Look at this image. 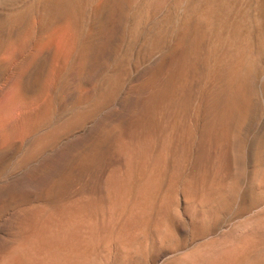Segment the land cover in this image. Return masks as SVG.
<instances>
[{"label":"rangeland","instance_id":"obj_1","mask_svg":"<svg viewBox=\"0 0 264 264\" xmlns=\"http://www.w3.org/2000/svg\"><path fill=\"white\" fill-rule=\"evenodd\" d=\"M48 1L50 0H0V244L9 243L10 239L11 241L14 240L12 231L13 228L10 224L13 222V217L15 218L19 212L21 213L26 210L38 209L40 207L47 208L49 205L55 203L78 202L81 198L85 199V197L87 198L91 195L93 196L101 194L103 182L106 179L105 177H107L115 167L118 168L121 165L116 158L107 160L106 166H103V169H106L107 171L102 169V172L97 174L93 173L92 175H77L75 170L70 171L69 168H67V170H58V173L52 176V180L55 178V181H57L52 182L56 185V188L54 187L53 192L49 191L47 188H45L46 190H41L42 192L39 190L36 191L32 187L29 189V187L23 186L21 182L25 178L24 175L26 173L27 176L29 174L31 175V172L34 170H37V173L34 171L33 174H38L44 171L45 168L43 170V167H47L49 166V162L51 163L52 154L56 150L62 149L65 145L67 148H69L73 145V143L80 141L81 144H83H80L82 150H80L81 148L77 147V149H75L73 152L74 159H72L74 161L81 152V155H83L86 151L85 147L88 146L89 138L96 136L95 134L93 135L92 132L97 134L100 132L99 130H101L99 135L103 133V136L101 135L103 137L101 140V142H103L102 144L116 141L115 137L117 139L121 137L123 140L121 138L120 139L123 142H136V140L139 139L144 133V130L139 126V119H137L139 113V103L143 97H145V95L149 94V92H146L147 94L141 91L139 92L138 85H140V81L144 80L154 71L157 61L169 55L178 38L188 29L192 28V24L195 23V25H197L195 28H199L198 40L200 43V48L197 53L198 57L196 62V71L193 76V84L188 95V106H190H187L184 112L179 113L178 109L171 110V108H167L166 103L162 101L161 104L158 105L159 107L157 106L155 110L152 107L149 112H146V116L148 119L150 117V121H152L156 127L155 134L157 140L152 142L154 145L152 144L151 154L158 150L160 143H158V141L163 140V138H165L166 134L168 133V131H166V124L170 118L173 117L180 126L177 134L178 136L176 137L177 139H175L176 141L174 140L173 143V156L172 153L170 156L168 155V167H166L163 173L164 177L162 176V182H160L158 187L159 189L156 191V195H154L155 197L153 198L155 199L153 204L157 205L162 197L165 196V193L167 194L165 190L168 191L171 184L172 187H170V190L172 194L169 203L170 206L168 205L166 210V212L169 213H165L164 217L168 221L162 218L163 221H165L163 223L161 220L162 230L160 229V231L155 230L153 224L151 223L153 219H151L148 224L146 223L147 225H142L134 241L135 244L136 242L137 244L133 246V242L132 246H130V251L129 249H125L117 240L112 239L114 241L113 242L111 239H107L101 240L99 243L92 244L91 246L89 245L90 247H86L82 254L85 256L87 253L86 256L88 257H84L86 264H186L185 262H188L186 258H188L189 255H195L196 257L199 256V253L201 252V256L203 255L202 257H204L205 255L203 253L205 249H208L210 247V243L212 244L215 239V244L218 245L216 247H220L222 242L221 240L224 238H226V240L229 239L228 242L234 241L235 239V241H237L242 237V235L249 233L256 249L253 247L254 249L250 250L248 254L249 260L242 264H264V184H262L264 183L262 182L264 181V53H262L264 52V14L263 21L261 20L260 25V21L256 20L257 11L255 8V3L253 2L254 0H131L130 3L125 4V7L121 10L117 17L115 16V24L113 26L112 32L109 34L104 29H106L105 26H107L105 20L111 0H70L75 6L73 11H68V13L63 15L54 14L52 17H50V19H46L45 17L50 15V11L46 7ZM42 15L45 16V19H43ZM13 20L20 21V23L18 25H13ZM32 24L37 27L34 34L36 35L35 40L37 41V37H45L47 40H53L54 49L57 50L58 53L62 51L65 58L63 59V62L65 61V63L59 62L56 59V51H51L47 55H43L47 49L45 44L42 45V43L37 41V45L39 46L36 49H33V47L31 48L30 44L25 43L28 39V33L33 26ZM240 51L248 53V58L251 60L249 71L250 75L253 73V76L251 75L253 96L251 100L252 105L250 104V107L248 106L243 111L242 116L240 115V117H238L234 122L231 130L232 133L230 134L231 139L228 146H224V144H221V142L217 143V141L211 144L207 141V143L202 142L200 140V135L203 134L207 122L210 120V110L207 104L211 98V93L215 87V83H217L218 79L222 76V66L227 64L231 57ZM31 55L36 60L37 67L41 68L39 69V74L36 78L37 81H34L33 83H30L29 79L26 80V78H29L30 75L36 71L34 64L29 61ZM78 61L83 62L84 67L81 69L79 75H73L72 67ZM164 69L155 74V76H157L156 78L160 79V81L165 80V76L168 75L166 68ZM143 74L145 75L143 76ZM196 78L199 80H195ZM254 81L255 83H253ZM135 83L137 85H135ZM33 87L34 89H32ZM253 88H255L254 92ZM253 93L257 95H253ZM104 94L111 96H109L108 100L106 101L107 103L102 101ZM135 95H138V100ZM121 99L123 101H121ZM134 100L137 101V105L136 101ZM115 102L117 104H115ZM134 103L136 106H134ZM201 103L203 104L201 105ZM99 105H101L103 108L100 106L101 108L98 109ZM193 105L195 106L194 108ZM113 107H115V109ZM83 109L84 111L81 112ZM87 109L88 111H86ZM111 109H113V113L117 109L113 115L112 111L109 113ZM77 111H79V113L87 112L88 114L84 117V122L82 119H80L74 122L77 124L71 123L74 117L79 114ZM131 111H133V114ZM127 112H129V114ZM194 112H196V114ZM104 113H107L106 116H103L105 115ZM154 113L156 114L154 115ZM175 113L177 116H175ZM252 113H254V115ZM115 114L117 117H115ZM126 114L130 116L128 117ZM109 116H111V118ZM113 116L115 118H112ZM42 118L44 120L43 123ZM69 118L70 121H68ZM117 119L120 122H118ZM101 120L103 123L106 121L107 124H105V122L103 125ZM112 122H116V124H112ZM65 123L68 125L66 129ZM80 123L84 124L81 125ZM95 123H97V126H93ZM238 123H240L239 127L237 126ZM55 124L57 126H55ZM98 124H101L105 127L102 128L100 127L101 125L98 127ZM112 125L114 126L112 127ZM115 125L122 129L118 128L115 130ZM51 126L56 127H53L54 129L58 128V130H60L54 136L56 139H47V141L36 145V135H45L46 133L53 130ZM97 127L99 129H97ZM47 128L50 131H48ZM105 128H107V130L110 128L108 131L109 136L106 135L107 130ZM235 128H237L238 131ZM45 129H47L48 132H46ZM134 129L136 131H134ZM42 130L43 132H41ZM95 130L97 132H95ZM235 130L237 131V134ZM90 131L91 133H89ZM119 132L122 133V136ZM187 132H190V134L192 133V137H190ZM87 133L89 134L87 135ZM126 133L127 135H125ZM129 133H131V135ZM179 133L181 136H179ZM185 134L186 136H183ZM38 136L36 138H38ZM133 136H135V138ZM235 136H237L238 139L240 137L241 138L238 140ZM75 138L77 141H75ZM192 138L195 139L194 142ZM233 138H235V140H233ZM79 139L87 142L82 143V140ZM183 139H185V142L182 141ZM56 140L58 141L56 142ZM71 140L72 143L70 142ZM235 141H238L237 146L241 147L244 144V146L240 148L241 150L244 148V153H242L243 151H240L239 147L234 144L236 143ZM190 142L191 144L193 142L192 146ZM232 142L234 143L232 144ZM68 143L71 144L67 145ZM239 143L242 144L240 145ZM204 145H207L208 147ZM233 147L235 149H233ZM236 147L239 150L238 153L241 152L243 155H245L243 156L245 159H241L243 161L238 160V158H241L242 155L241 153L236 155ZM192 148H194V151ZM76 150L81 152L79 153V151L77 152ZM230 150L232 153H230ZM75 151L78 155L75 153ZM207 151L210 152L208 153ZM223 151L227 153L229 159V163L227 162V165L224 166L225 168L219 165L221 153ZM203 152L205 156L203 155ZM32 155H34V157ZM74 155L77 156L75 157ZM195 156L197 158H195ZM236 162L238 164L242 163L239 164L241 166L243 165L240 167L242 170L238 167ZM178 163L179 165H177ZM185 163L189 164L186 166ZM199 163H201V166ZM212 164L214 165L212 166ZM235 165H237V168ZM177 167L178 170L176 169ZM201 167L202 169H200ZM238 168L240 170L235 173ZM170 169L172 171L174 170L173 172H175V174L172 173ZM221 169L224 170L220 171ZM219 171L221 173H219ZM170 173L173 176H171ZM238 173L240 175H238ZM217 174H222V177L221 175L218 176ZM194 175L195 177H193ZM82 176H84V179ZM196 176H199L200 179ZM257 176L259 178H257ZM261 176H263V178ZM170 177H172L171 179L173 180H171ZM174 179H176V182ZM173 182L175 184H173ZM194 182H198L199 184ZM57 183L59 188L57 187ZM141 183L142 174L139 173L133 178L130 184V193L132 194H130V197L134 196ZM227 183H229V185L232 184L231 187L234 185V192L232 191V188L231 191H227ZM79 184L80 186H78ZM191 184L194 186L192 185L191 188L187 187L191 186ZM259 184L261 185L259 186ZM195 186L196 189L198 186V192L195 190ZM70 189L72 190L70 191ZM177 189L180 190L177 192ZM189 189H191V191H189ZM174 190L176 193L173 192ZM217 190L221 193L218 194ZM236 190L238 195L235 192ZM45 191L47 192L45 193ZM184 192H186L185 198H183L185 196ZM231 192L234 193L235 198L233 197V193L230 195ZM40 193L42 194L40 195ZM44 194L46 196H44ZM16 195H19V197ZM209 195H212V198ZM235 195L238 197L236 198ZM66 196L68 197L66 198ZM217 196L220 197L217 198ZM21 197L23 199H21ZM9 198H13L11 199V201H13L9 202ZM199 201L201 203H199ZM171 203L173 204L171 205ZM195 204L198 205L196 207L198 210L194 207L196 206ZM175 205H177V207ZM21 208L22 210H20ZM177 211L179 212V215L175 216L178 214ZM208 216L210 218L209 221ZM165 222L167 223L166 226ZM246 226L248 228H246ZM259 227L261 228L259 229ZM245 229L246 231H244ZM255 229H257V232L253 233V230L256 231ZM165 231H167L169 234L172 232L173 235L172 233L169 235ZM238 233H241L242 235L240 234V236ZM254 234L256 236H254ZM261 234L263 235L261 236ZM236 235H238V238ZM107 241L109 242L107 243ZM217 241L220 242V244ZM223 241H225V239ZM260 241H263V244H260ZM228 242L225 241L227 244ZM225 243H222L221 248L214 249H222V246ZM98 244L101 245L98 246ZM208 244L209 247H207ZM215 244L212 245L215 246ZM133 247H135L133 249L134 251H132ZM203 248H205L204 251H200V249L203 250ZM211 249H209L210 254L215 251ZM195 252H198V254L196 255ZM206 252L205 254L208 257V252ZM261 254L263 256H261ZM206 256L204 258H206ZM190 257L193 258V256ZM195 257L193 259L189 258L190 260H194L190 263L196 264V262H199L195 261ZM202 257H200V259H202ZM88 258H90V263H87ZM255 259H257L256 262Z\"/></svg>","mask_w":264,"mask_h":264},{"label":"bare ground","instance_id":"obj_2","mask_svg":"<svg viewBox=\"0 0 264 264\" xmlns=\"http://www.w3.org/2000/svg\"><path fill=\"white\" fill-rule=\"evenodd\" d=\"M154 1V0H153ZM131 0H111L110 1V5L108 8V14L106 15V24L107 26L106 30L107 33L109 34L110 32H112L113 30V26L115 24V16L117 17V15L121 12V10L125 7V4L130 3ZM154 3V2H153ZM47 8L50 11V15L48 17H45L42 15L43 19H50V17H52L54 14H66L68 13V11H73L75 9V6L71 3L70 0H55V1H48V3L46 4ZM44 13V12H43ZM45 17V18H44ZM20 23V21H12L13 25H18ZM33 26L31 27L29 33H28V39L25 43L30 44L31 48L33 47V49H36L39 45H37V41L45 44L47 46V49L45 50V53L43 55H47L48 53H50L51 51L55 52L56 51V59L59 62H63L64 55L62 53V51H60L58 53L57 50L54 49V44H53V40L45 38V37H37V41L35 40L36 35V26L34 24H32ZM195 23L192 24V28L188 29L185 33H183L177 40V42L175 43L174 47L172 48L171 52L169 53V55L167 56H163L164 58L160 59L159 61H157L156 66L154 68V71L147 76L144 80L140 81V85H138L139 88V92H149V94L145 95V97H143V99L140 101L139 103V113H138V117L137 119H139L138 123L139 126L144 130L143 135L136 140V142H129V141H121V139H116V141L111 142V143H107V144H102L103 142H101L102 140V136L99 135L101 130H99V133H93L92 134L96 135L93 138L92 137H88L89 138V143L88 146L85 147L86 151L83 155H81V151L76 150L77 152L79 151V156L73 161V152L75 149H77V147L81 148L80 144L81 142L78 141L76 143H73V145L69 148H67V146L65 145L62 149L56 150L51 157V163L49 162V166H45L43 167V170L45 168V172L42 171L38 174H33V172L37 171L34 170L32 171L31 175H24L25 178L22 180L21 184L25 187H32L34 188L36 191L39 190H44L45 188H47L49 191L53 192L54 191V187L56 188L55 183L52 182H57L54 180H52V176H54L56 173H58V170L60 171V169H65L67 170V168H69V170H75L76 174H84V175H92L93 173H99L102 172V169L104 168L103 166H106V162L107 160H110L111 158H116L118 159V161L120 162V167L118 168H114L113 171L107 176L105 177L106 179L103 182V187H102V192L101 194L98 195H91L88 196L87 198L85 197V199H79L80 201L78 202H62V203H55L52 205H49L47 208H38V209H33V210H26L23 212H19V214H17V216L14 218L13 217V222H11V227L13 228V236H14V240L11 241L9 243H1L0 244V264H86L85 263V258L84 257H88L83 256V250L88 247L89 245L91 246L92 244L95 243H99V241L101 240H107V239H115L117 240L125 249H129L130 251V246H132V243L135 241L136 237H137V233L139 231V229H141L140 227L144 224H148L150 222L151 219H153V221H151V223L153 224L155 230L160 231L161 229V222L163 221V219H165L166 221H168L165 217V213H169L166 212L167 207L170 203V198H171V190L170 187L168 189V191L165 190V192H167V194L165 193V196L162 197V199L158 202L157 205H154L153 202L155 199H153L156 195V191H158V187L160 182H162V176L163 173L166 169V167H168V155L170 156V154L173 151V143L174 140L177 139L176 137L178 136V131H179V123L176 122L174 120V118H170V120L167 122V130L168 133L166 134L165 138H163V140H159V147L158 150L155 151L153 154H151V148H152V142L157 140L155 131H156V127L154 126V124L152 123V121H150V117L148 119V117L146 116V112H149V110L153 107L154 110L155 108L161 104V102L163 101L164 103H166L167 108H171L172 109H178L179 113H182L185 111V109L188 106V95L190 92V88L192 87L193 84V76L195 74L196 71V62H197V53L199 51L200 48V43L198 40V35H199V28H195ZM20 27V26H19ZM248 39V38H247ZM120 40V39H119ZM249 43V42H248ZM41 45V46H42ZM231 45V44H230ZM237 46V45H236ZM245 48V47H244ZM255 48V47H254ZM239 49V47H238ZM264 49V48H263ZM37 51V50H36ZM35 51V52H36ZM250 51V50H248ZM263 51V50H262ZM264 53V52H262ZM34 54V53H33ZM227 54V53H226ZM42 55V56H43ZM261 55V54H260ZM248 53L246 52H237L236 55H233L230 59V61L227 64H224L222 67V76L218 79V82L215 83V87L213 88L212 91V95L210 100L208 101V108L210 110V120L207 122L206 128L203 132V134L200 135V140L202 142H210L211 143H215L217 141L221 142V144H224V146H228L230 143V134L232 133V126L234 125V122L237 120L238 117H240V115L242 116L243 111L249 106L252 100V77L253 73L250 75V58H248ZM264 57V56H263ZM48 58V57H47ZM259 58V56H258ZM47 60V59H46ZM116 60V58H115ZM261 60V59H260ZM29 61L34 64V67L36 68V71H34L33 74L30 75L29 78V82L33 83L34 81H37L36 78L38 77L39 74V67H37L36 65V60L33 58V56L31 55V58L29 59ZM120 62V61H119ZM224 62V61H223ZM30 63V64H31ZM65 63V61L63 62ZM61 63V64H63ZM226 63V62H224ZM121 64V63H118ZM249 64V65H248ZM255 64V63H254ZM260 64V63H259ZM83 62L78 61L73 67H72V73L73 75H79L81 69L84 67L83 66ZM154 65V64H153ZM261 66V64H260ZM43 67V66H42ZM154 67V66H153ZM71 68V67H70ZM69 68V69H70ZM166 68L168 75L165 76V80L160 81V79L156 78L157 76H155L156 73H158L160 70ZM30 70V69H29ZM45 70V69H44ZM165 70V69H164ZM219 71V70H218ZM67 72V71H66ZM145 72V71H144ZM148 72V71H147ZM166 72V71H165ZM164 72V73H165ZM31 73V72H30ZM29 73V74H30ZM44 74V73H43ZM69 74V73H68ZM145 74H143L144 76ZM160 75V74H159ZM221 75V74H220ZM164 76V75H163ZM162 76V77H163ZM17 77V76H16ZM42 77V76H41ZM72 77V76H71ZM70 77V79H71ZM76 77V76H75ZM24 79V77H23ZM79 79V76H78ZM137 79V78H136ZM42 80V79H40ZM107 80V79H106ZM138 80V79H137ZM195 80H199V79H195ZM194 80V82H195ZM77 81V80H76ZM75 81V82H76ZM135 81V80H134ZM78 82V81H77ZM76 82V83H77ZM106 82V81H105ZM199 82V81H197ZM196 82V83H197ZM27 83V82H26ZM114 83V82H112ZM138 83V82H136ZM135 83V85H137ZM255 83V81L253 82ZM79 84V83H78ZM133 84V83H132ZM131 85V84H130ZM129 85V87H130ZM35 86V85H34ZM113 86V84H112ZM254 86V85H253ZM37 87V86H36ZM109 87V86H108ZM132 87V85H131ZM130 87V88H131ZM129 88V89H130ZM133 88V87H132ZM137 88V89H138ZM256 88V87H255ZM253 88V92L255 91ZM34 89V87L32 88ZM44 89V88H43ZM77 89V88H76ZM107 89V88H105ZM128 89V91H129ZM134 89V88H133ZM50 90V89H49ZM193 90V89H192ZM258 90V88H257ZM77 91V90H75ZM127 91V92H128ZM195 91V90H194ZM106 92V91H105ZM109 92V90H108ZM107 92V93H108ZM199 92V90H198ZM257 92V91H256ZM134 93V92H133ZM137 93V92H136ZM193 93V91H192ZM197 93V92H196ZM210 93V92H209ZM49 94V93H48ZM129 94V93H128ZM199 94V93H198ZM113 95V94H112ZM132 95V94H131ZM253 95H257L254 94ZM110 95H103L102 97V101L106 102L108 100ZM136 96V95H135ZM138 96V95H137ZM136 96V98H137ZM207 96V95H206ZM205 96V97H206ZM111 97V96H110ZM133 97V95H132ZM131 97V98H132ZM142 97V95H141ZM140 97V98H141ZM209 97V96H208ZM255 97V96H254ZM257 97V96H256ZM135 98V97H134ZM194 98V97H193ZM199 98V97H198ZM196 99V98H195ZM193 99V100H195ZM256 99V98H253ZM46 100V97H45ZM44 100V102H45ZM138 100V98H137ZM206 100V99H205ZM121 101H123L121 99ZM120 101V103H121ZM136 101V100H134ZM125 102L127 103V101L125 100ZM124 102V103H125ZM203 102V101H202ZM102 103V102H101ZM107 103V102H106ZM119 103V102H118ZM43 104V103H42ZM52 104V103H51ZM103 104V103H102ZM114 104V103H113ZM115 104H117L115 102ZM203 103H201L202 105ZM41 105V103H40ZM38 105V106H40ZM124 105V104H121ZM130 105V104H129ZM132 105V104H131ZM136 105H137V101H136ZM134 103V106H136ZM42 106V105H41ZM101 105H99L98 109L101 108ZM105 106V105H104ZM114 106V105H113ZM126 106V105H124ZM190 106V105H189ZM188 106V107H189ZM255 106V105H254ZM117 107V106H116ZM122 107V106H121ZM129 107V106H128ZM131 107V106H130ZM159 107V106H158ZM195 106L193 105V108ZM34 108V107H33ZM50 108V107H49ZM52 108V107H51ZM91 108V107H90ZM93 108V107H92ZM103 108V107H102ZM115 109V107H113ZM135 108V107H134ZM253 108V107H252ZM256 108V107H255ZM39 109V108H38ZM94 109V108H93ZM119 109V108H118ZM123 109V108H122ZM130 109V108H129ZM249 109V108H248ZM95 110V109H94ZM113 109H111L109 111V113H111ZM117 110V109H116ZM116 110L114 111V113L116 112ZM153 110V111H154ZM168 110V109H167ZM193 110V109H192ZM44 111V110H43ZM47 111V109H46ZM83 110H81V112H83ZM88 111V109L86 110ZM91 111V109H90ZM97 111V110H96ZM107 111V109H106ZM124 111V110H123ZM129 111V110H127ZM133 111L135 112V110L133 109ZM133 111L132 114H133ZM160 111V110H159ZM189 111V110H187ZM79 113V111H77ZM76 112V113H77ZM108 112V111H107ZM157 112V111H156ZM161 112V111H160ZM170 112V111H169ZM75 113V114H76ZM98 113V111H97ZM101 113V112H100ZM112 111V115L114 114ZM119 113V112H117ZM122 113V110H121ZM129 114V112H127ZM196 114V112H194ZM193 113V114H194ZM248 113V112H247ZM87 112L86 113H79L77 114V116L74 117V119L72 120L71 123H74L80 119L83 120L84 122V117L87 116ZM105 114V113H104ZM107 114V113H106ZM103 115V116H106ZM125 114V113H124ZM128 114H126L128 116ZM137 114V113H135ZM148 114V113H147ZM156 113H154L155 115ZM163 114V113H162ZM174 114V112H173ZM176 114V113H175ZM191 114V113H190ZM194 114V115H195ZM254 115V113H252ZM44 115V114H43ZM53 115V114H52ZM97 115V114H95ZM101 115V114H100ZM109 115V114H108ZM107 115V117H108ZM116 115V114H115ZM121 115V114H120ZM193 115V116H194ZM248 115V114H247ZM51 116V115H50ZM93 116V115H92ZM125 116V115H123ZM130 116V115H129ZM128 116V117H129ZM151 116V115H150ZM177 116V114L175 115ZM244 116V115H243ZM48 117V116H47ZM73 117V116H71ZM70 117V118H71ZM96 117V116H95ZM94 117V118H95ZM111 118V116H109ZM117 117V115L115 116ZM114 116L112 118H115ZM132 117V116H131ZM197 117V116H196ZM247 117V116H246ZM244 117V118H246ZM60 118V116H59ZM63 118V117H62ZM70 118L68 121H70ZM102 118V117H100ZM99 118V119H100ZM104 118V117H103ZM125 118V117H124ZM133 118V117H132ZM155 118V116H154ZM161 118V117H160ZM191 118V117H190ZM53 119V116H52ZM88 119V118H87ZM85 119V120H87ZM130 119V118H129ZM134 119V118H133ZM242 119V118H241ZM43 120V118H42ZM58 120V119H57ZM113 120V119H112ZM120 120V118H119ZM122 120V119H121ZM181 120V119H180ZM240 120V118H239ZM248 120V119H247ZM36 121V120H35ZM60 121V120H59ZM67 121V120H66ZM108 121V119H107ZM118 121V119H117ZM131 121V120H130ZM195 121V120H194ZM252 121V120H251ZM40 122V121H37ZM44 122V120L42 121V123ZM93 122V121H91ZM101 122L103 123V121L101 120ZM99 122V123H101ZM106 122V121H105ZM104 122V123H105ZM110 122V120H109ZM120 122V121H118ZM117 122V123H118ZM122 122V121H121ZM126 122V121H125ZM129 122V121H128ZM180 122V121H179ZM193 122V121H192ZM200 122V121H199ZM202 122V120H201ZM240 122V121H239ZM247 122V121H246ZM46 123V121H45ZM44 123V125H45ZM69 123V124H71ZM79 123V122H78ZM101 123V124H102ZM103 123V125H104ZM116 122H112V124ZM127 123V122H126ZM125 123V124H126ZM135 123V122H134ZM181 123V122H180ZM190 123V122H189ZM77 124V123H74ZM81 125H83L84 123H80ZM89 124V123H88ZM92 124V123H91ZM97 123H95L93 126H97ZM100 124V125H101ZM107 124V122L105 123ZM161 124V123H160ZM183 124V122H182ZM238 123V127H239ZM245 124V123H244ZM51 125V123H50ZM62 125V124H61ZM64 125V124H63ZM66 125V123H65ZM72 125V124H71ZM79 125V124H78ZM98 124V127L100 126ZM101 125L100 127H105ZM186 125V123H185ZM189 125V124H188ZM194 125V124H193ZM191 125V126H193ZM37 126V125H36ZM41 126V125H40ZM55 126H57L55 124ZM59 126V125H58ZM68 125H66L65 129L67 128ZM70 126V125H69ZM92 126V127H93ZM114 125H112L113 127ZM116 126V125H115ZM131 126V125H130ZM39 127V126H38ZM43 127V126H42ZM52 127V126H51ZM54 127V126H53ZM52 127V128H53ZM61 127V126H59ZM81 127V126H80ZM97 127V129H99ZM117 127V126H116ZM115 127V130L120 128V127ZM166 127V126H165ZM185 127V126H184ZM195 127V125H194ZM193 127V128H194ZM237 127V128H238ZM45 128V127H44ZM56 128V127H54ZM53 130H49L50 132L47 131V129H45L46 133L45 135L38 136V134L36 135V137L38 136V138L35 137L36 139V145H39L41 143H43L44 141H47V139H53L54 136L58 133V128ZM101 128V129H102ZM108 128V126H107ZM107 128H105L107 130ZM111 128V126H110ZM110 128L107 130V134L108 135V131L110 130ZM134 128V127H132ZM138 128V127H137ZM182 128V127H181ZM237 128H235L237 130ZM41 129V128H40ZM63 129V128H60ZM74 129V128H73ZM72 129V130H73ZM96 129V130H97ZM122 129V128H120ZM125 129V127H124ZM123 129V130H124ZM130 129V128H129ZM128 129V130H129ZM187 129V128H186ZM95 130V132H97ZM113 130V129H112ZM195 130V128H194ZM198 130V129H197ZM235 130V131H236ZM241 130V129H240ZM63 131V130H62ZM68 131H69V127H68ZM105 131V130H104ZM103 131V132H104ZM114 131V130H113ZM134 131H136L134 129ZM162 131V130H161ZM186 131V130H185ZM184 131V132H185ZM188 131V130H187ZM238 131V130H237ZM236 131V134H237ZM43 132V130L41 131ZM106 132V131H105ZM112 132V131H111ZM130 132V131H129ZM133 132V131H132ZM182 132V131H181ZM60 133V132H59ZM91 133V131L89 132ZM87 133V135L89 134ZM120 135L122 136V133L119 132ZM138 133V132H137ZM141 133V132H140ZM183 133V132H182ZM188 133V132H187ZM196 133V131H195ZM234 133V132H233ZM40 134V133H39ZM44 134V133H43ZM63 134V133H62ZM65 134V132H64ZM116 134V133H115ZM131 135V133H129ZM180 134V133H179ZM190 135V137H192V133L190 134V132L188 133ZM235 134V133H234ZM233 134V135H234ZM118 135V136H120ZM127 135V133L125 134ZM133 135V134H132ZM139 135V134H138ZM188 135V136H189ZM195 135V134H194ZM59 136V135H58ZM63 136V135H62ZM86 136V135H85ZM92 136V135H91ZM109 136V135H108ZM111 136V135H110ZM115 136V135H114ZM160 136V135H159ZM181 136V134L179 135ZM183 136H186L183 135ZM198 136V135H197ZM238 136V135H237ZM237 136H235L237 138ZM34 137V135H33ZM87 137V136H86ZM113 137V136H112ZM135 138V136H133ZM81 138V137H80ZM105 138V137H104ZM131 138V137H130ZM133 138V139H134ZM182 138V137H181ZM195 138V136H194ZM194 138L193 142H194ZM241 138V137H240ZM239 138V139H240ZM56 138H54L55 140ZM59 139V138H58ZM76 139V138H75ZM74 139V140H75ZM84 139V137H83ZM180 139V138H179ZM238 139V138H237ZM238 139V140H239ZM73 140V139H72ZM72 140L70 141L72 143ZM82 140V139H79ZM85 140V139H84ZM82 140V143H85L87 141ZM112 140V139H111ZM123 140V139H122ZM185 139H183L182 141H184ZM188 140V139H187ZM233 140H235V138H233ZM231 140V141H233ZM32 141V140H31ZM52 141V140H51ZM58 140H56L57 142ZM77 141V139L75 140ZM84 141V142H83ZM131 141V139H130ZM176 141V140H175ZM181 141V143H182ZM189 141V140H188ZM192 141V140H191ZM197 141V140H196ZM110 142V141H109ZM185 142V141H184ZM193 142L191 144V146L193 145ZM199 142V141H198ZM206 142V143H207ZM236 142V141H235ZM46 143V142H45ZM55 143V142H54ZM70 143V144H71ZM189 143V142H188ZM234 142H232L233 144ZM238 141L234 144H236V146ZM19 144V143H18ZM53 144V143H52ZM69 143L67 145H70ZM87 144V143H86ZM156 144V142H155ZM176 144V143H175ZM201 144V143H200ZM209 144V145H210ZM240 144V143H239ZM242 144V143H241ZM240 144V145H241ZM45 145V144H44ZM47 145V144H46ZM51 145V144H49ZM48 145V147H49ZM83 145V144H81ZM154 145V144H153ZM181 145V144H180ZM187 146V144H186ZM196 146V145H195ZM207 146V145H204ZM232 146V145H231ZM234 146V145H233ZM244 146V144L242 145ZM241 146V147H242ZM33 147V146H32ZM35 147V146H34ZM39 147V146H37ZM83 147V148H84ZM156 147V145H155ZM184 147V146H183ZM208 147V146H207ZM210 147V146H209ZM235 147V146H234ZM233 147V149H235ZM239 147L240 151H243L242 153H244V148L243 150H241L240 146ZM236 147V149H237ZM40 148V147H39ZM66 148V149H65ZM78 148V149H79ZM178 148V147H177ZM199 148V147H198ZM205 148V147H204ZM213 148V147H212ZM223 148V147H221ZM231 148V147H230ZM30 149V148H29ZM34 149V148H33ZM37 149V148H36ZM35 149V150H36ZM46 149V148H45ZM179 149V148H178ZM194 151V148H192ZM207 149V148H206ZM210 149V148H209ZM226 149V148H225ZM82 150V148L80 149ZM155 150V149H154ZM180 150V149H179ZM191 150V149H190ZM212 150V149H211ZM237 149V151L235 150V153L237 152L236 155L240 154L241 152L238 153L239 151ZM29 151V150H28ZM37 151H41V150H37ZM75 151V153L77 154V152ZM178 151V150H177ZM221 151V150H220ZM234 151V150H233ZM179 152V151H178ZM187 152H188V148H187ZM190 152V151H189ZM201 152V151H200ZM208 152V151H207ZM210 152V151H209ZM208 152V153H209ZM32 153V152H30ZM35 153V152H34ZM39 153V152H38ZM197 153V152H196ZM206 153V152H205ZM212 153V152H211ZM217 153V152H216ZM230 153L231 150H230ZM234 153V152H233ZM234 153V154H235ZM242 155L241 158H238V160H241L242 158H244ZM178 154V153H177ZM192 154V153H191ZM190 154V156H191ZM194 154V153H193ZM202 154V153H201ZM31 155V154H30ZM38 155V154H37ZM78 155V154H77ZM77 155H74L75 157ZM175 155V154H174ZM182 155V153H181ZM179 155V156H181ZM185 155V154H183ZM204 155V152H203ZM201 155V156H203ZM207 155V154H206ZM210 155V154H209ZM233 155V154H232ZM263 155V154H262ZM34 157V155H32ZM36 156V155H35ZM81 156V157H80ZM173 156V153H172ZM193 156V155H192ZM205 156V155H204ZM209 157V156H207ZM215 157V156H214ZM218 157V156H217ZM232 157V156H231ZM235 157V156H234ZM233 157V158H234ZM239 157V156H237ZM28 158V157H27ZM73 158V159H72ZM185 158V157H184ZM189 158V157H188ZM195 158H197L195 156ZM210 158V157H209ZM248 158V157H247ZM29 159V158H28ZM48 159V158H47ZM205 159V157H204ZM231 159V158H230ZM245 159V158H244ZM32 160V159H31ZM186 160V159H185ZM184 160V161H185ZM190 160V159H189ZM206 160V159H205ZM228 155L225 151H223L221 153V157H220V163L219 165H221V167H224L225 165H227L228 162ZM235 160V159H234ZM237 160V162H238ZM263 160V159H262ZM172 161V160H171ZM174 161V160H173ZM176 161V160H175ZM182 161V160H181ZM192 161V160H191ZM198 161V160H197ZM239 161V162H240ZM1 162V161H0ZM45 162V161H44ZM187 162V160H186ZM200 162V161H199ZM209 162V161H208ZM236 162V163H237ZM33 163V162H32ZM43 163V162H42ZM116 163V162H115ZM174 163V162H173ZM195 163V162H194ZM197 163V162H196ZM229 163V162H228ZM245 163V161H244ZM263 163V162H262ZM40 165H42L41 163H39ZM112 164V163H110ZM170 164V163H169ZM186 164V163H185ZM189 164V163H187ZM186 164V166H187ZM201 163H199L200 165ZM238 164V163H237ZM242 164V163H239ZM238 164V167H242L241 165ZM46 165V164H44ZM48 165V164H47ZM179 165V163L177 164ZM176 165V166H177ZM183 165V164H182ZM214 164H212L213 166ZM263 165V164H262ZM201 166V165H200ZM199 166V167H200ZM232 166V165H231ZM37 167V166H36ZM181 167V166H180ZM179 167V168H180ZM203 167V166H202ZM202 167L200 169H202ZM216 167V166H214ZM235 167L237 168V165H235ZM235 167L233 166V168L235 169ZM245 167V166H244ZM38 168V167H37ZM197 168V167H196ZM205 168V167H204ZM210 168V167H209ZM225 168V167H224ZM237 169L235 173H237L240 169ZM261 168V167H260ZM264 168V166H263ZM41 169V167H40ZM178 170V167L176 168ZM192 169V168H191ZM208 169V168H207ZM213 169V168H212ZM216 169V168H215ZM106 170V169H103ZM171 170V169H170ZM175 170V171H177ZM186 170V168H185ZM190 170V169H189ZM194 170V169H193ZM198 170V169H197ZM205 170V169H204ZM224 170V169H223ZM222 169L220 171H223ZM242 170V169H241ZM259 170V169H258ZM262 170V169H261ZM107 171V170H106ZM172 171V170H171ZM174 171V170H173ZM175 174V172H173ZM201 171V170H200ZM219 171V173H221ZM229 171V170H228ZM62 172V170H61ZM180 172V171H179ZM186 172V171H185ZM203 172V171H202ZM200 172V173H202ZM210 172V171H208ZM214 172V171H213ZM261 172V171H260ZM37 173V172H36ZM64 173V172H63ZM69 173V171H68ZM67 173V174H68ZM142 174V183L139 186L137 192L134 194L133 197H130L132 194L130 193V184L133 180V178L137 175V174ZM178 173V172H177ZM232 173V171H231ZM60 174V172H59ZM167 174V173H166ZM171 174V173H170ZM179 174V173H178ZM208 174V173H206ZM227 174V173H226ZM233 174V173H232ZM261 174V173H259ZM63 175V174H62ZM61 175V176H62ZM69 175V174H68ZM67 175V176H68ZM74 175V174H73ZM189 175V174H188ZM218 176L222 174H217ZM224 175V172H223ZM231 175V174H229ZM228 175V176H229ZM237 175V174H236ZM238 175H240L238 173ZM237 175V176H238ZM264 175V173H263ZM22 176V177H24ZM60 176V175H59ZM94 176V175H93ZM92 176V177H93ZM100 176V175H99ZM171 176H173L171 174ZM180 176V175H179ZM192 176V175H191ZM215 176V175H214ZM226 176V175H225ZM259 176V175H258ZM257 176V178H259ZM98 177V176H97ZM164 177V176H163ZM169 177V176H168ZM195 177V175L193 176ZM197 178H199V176H196ZM204 177V176H203ZM263 178V176H261ZM260 177V178H261ZM65 178V177H64ZM82 178L84 179V176H82ZM89 178V176H88ZM87 178V179H88ZM99 178V177H98ZM103 178V177H102ZM172 177H170L171 179ZM216 178V177H215ZM220 178V177H219ZM228 178V177H227ZM226 178V179H227ZM17 179V178H16ZM67 179V178H65ZM86 179V180H87ZM164 179V178H163ZM200 179V178H199ZM198 179V180H199ZM217 179V178H216ZM225 179V180H226ZM19 180V179H18ZM59 180V178H58ZM92 180V179H91ZM169 180V179H168ZM173 180V179H171ZM176 182V179H174ZM222 180V179H221ZM263 180V179H261ZM15 181V180H14ZM66 181V180H65ZM78 181V180H76ZM90 181V180H89ZM95 181V179H94ZM164 181V180H163ZM167 181V180H166ZM186 181V180H185ZM191 181V180H190ZM203 181V179H202ZM260 181V180H258ZM18 182V181H17ZM60 182V181H59ZM69 182V181H68ZM92 182V181H91ZM97 182V181H96ZM100 182V181H98ZM170 182V180H169ZM168 182V183H169ZM189 182V181H188ZM193 182V180H192ZM199 182V181H198ZM198 182H194V183H198ZM219 182V181H218ZM221 182V181H220ZM228 182V180H227ZM264 182V181H262ZM62 183V182H61ZM65 183V182H64ZM87 183V181H86ZM94 183V182H93ZM172 183V181H171ZM190 183V182H189ZM193 183V184H194ZM217 183V182H216ZM256 183H260V182H256ZM173 184H175L173 182ZM187 184V183H185ZM191 186H187L189 188L192 187ZM199 184V183H198ZM264 184V183H262ZM14 185V184H13ZM85 185V184H84ZM183 185V184H182ZM221 185V184H220ZM228 185V192L233 191L234 185L233 187L232 184L229 185V183H227ZM261 184H259L260 186ZM64 186V185H63ZM69 186V185H68ZM80 186V184L78 185ZM162 186V185H161ZM175 186V185H173ZM194 186V185H193ZM24 187V188H25ZM57 187L58 183H57ZM75 187V186H74ZM93 187V186H92ZM183 187V186H182ZM219 187V186H218ZM227 187V186H226ZM230 187V190H229ZM11 188V187H10ZM9 188V189H10ZM66 188V187H65ZM71 188V187H70ZM79 188V187H77ZM76 188V189H77ZM97 188V187H96ZM176 188V187H175ZM184 188V187H183ZM194 188V187H193ZM212 188V186H211ZM224 188V187H223ZM3 189V188H2ZM81 189V188H80ZM85 189V188H84ZM186 189V188H185ZM198 189V186H197ZM196 186H195V190ZM215 189V188H214ZM220 189V188H219ZM4 190L6 191V189L4 188ZM27 190V189H26ZM33 190V189H32ZM34 190V193H35ZM46 190V189H45ZM72 189H70L71 191ZM92 190V189H91ZM97 190V189H96ZM164 190V189H163ZM177 189L176 191L178 192ZM4 191V193H5ZM189 191H191V189H189ZM214 191V190H213ZM216 191V189H215ZM222 191V190H220ZM21 192V190H20ZM26 192V191H25ZM24 192V194H25ZM28 192V191H27ZM42 192V191H41ZM47 191H45L46 193ZM57 192V191H55ZM63 192V191H62ZM77 192V191H75ZM175 192V190L173 191ZM195 192V191H194ZM198 192V190H197ZM218 192V190H217ZM226 192V189H225ZM234 192V191H233ZM231 192L230 195L233 193ZM236 194L238 195L237 190L235 191ZM71 193V192H70ZM86 193V191H85ZM96 193V192H95ZM176 193V192H175ZM186 192H184L185 194ZM188 193V192H187ZM221 192H218V194H220ZM6 194V193H5ZM42 193H40L41 195ZM48 194V193H47ZM54 194V193H53ZM91 194V191H90ZM94 194V193H92ZM131 194V195H130ZM183 194V195H184ZM217 194V193H216ZM241 194V193H240ZM11 195V194H10ZM21 195V194H20ZM23 195V194H22ZM49 195V194H48ZM60 195V194H59ZM72 195V194H71ZM88 195V194H87ZM86 195V196H87ZM222 195V194H221ZM224 195V194H223ZM229 195V193H228ZM14 196V195H13ZM19 197V195H16ZM25 196V195H24ZM37 196V195H36ZM44 196H46L44 194ZM178 196V195H177ZM206 196V195H205ZM204 196V197H205ZM212 198V195H209ZM227 196V195H226ZM236 196V195H235ZM49 197V196H47ZM46 197V198H47ZM68 196H66L67 198ZM179 197V196H178ZM181 197V196H180ZM186 197V194L183 198ZM216 197V196H215ZM220 196H217V198ZM225 197V196H224ZM228 197V196H227ZM233 197H234V193H233ZM238 196H236L237 198ZM70 198V197H69ZM77 198V197H76ZM174 198V197H173ZM172 198V199H173ZM196 198V197H195ZM235 198V197H234ZM4 199V198H3ZM10 199V198H9ZM13 199V198H11ZM10 199L9 202H12ZM21 199H23L21 197ZM36 199V198H35ZM62 199V198H61ZM180 199V198H179ZM202 199V198H201ZM222 199V198H221ZM229 199V198H228ZM233 199V198H232ZM5 200V199H4ZM18 200V199H17ZM41 200V199H40ZM66 200V199H65ZM175 200V199H174ZM185 200V199H184ZM211 200V199H210ZM217 200V199H216ZM227 200V199H226ZM178 201V199H177ZM195 201V199H194ZM201 201V200H200ZM199 201V203H201ZM230 201V200H229ZM182 202V201H180ZM185 202V201H184ZM214 202V201H213ZM212 202V203H213ZM223 202V200H222ZM193 203V202H192ZM224 203V202H223ZM222 203V204H223ZM228 203V201H227ZM12 204V203H11ZM173 203H171L172 205ZM175 204V202H174ZM181 204V203H180ZM209 204V203H208ZM207 204V205H208ZM215 204V203H213ZM218 204V203H217ZM10 205V204H9ZM20 205V204H19ZM38 205V204H37ZM191 205V204H189ZM196 205V204H195ZM18 206V205H17ZM31 206V205H30ZM170 206V205H169ZM177 207V205H175ZM174 206V208H175ZM198 205L194 206L195 208ZM200 206V205H199ZM202 206V205H201ZM230 206V205H229ZM44 207V206H43ZM192 207V206H190ZM209 207V205H208ZM217 207V206H216ZM222 207V205H221ZM1 208V207H0ZM16 208V207H15ZM33 208V206H32ZM36 208V207H35ZM200 208V207H199ZM210 208V207H209ZM8 209V208H7ZM29 209V208H28ZM197 209V208H196ZM202 209V208H201ZM206 209V208H205ZM11 210V209H10ZM14 210V209H13ZM22 210V208L20 209ZM173 210V208H172ZM177 210V209H174ZM190 210V208H189ZM188 210V211H189ZM195 210V209H194ZM198 210V209H197ZM196 210V211H197ZM203 210V209H202ZM210 210V209H209ZM4 211V210H3ZM16 211V210H15ZM14 211V212H15ZM19 211V208H18ZM169 211V210H168ZM205 211V210H204ZM13 212V213H14ZM178 212V211H177ZM175 212V213H177ZM191 212V211H190ZM214 212V211H213ZM216 212V211H215ZM218 212V210H217ZM8 213V212H6ZM174 213V211H173ZM9 214V213H8ZM179 215L176 214L175 216ZM196 215V214H195ZM194 215V216H195ZM203 215V214H202ZM13 216V215H12ZM168 216V215H167ZM174 216V215H173ZM207 216V215H206ZM214 216V215H213ZM9 217V216H8ZM163 218V219H162ZM198 218V216H197ZM206 218V217H205ZM10 219V218H9ZM192 219V218H191ZM7 220V218H6ZM162 220V221H161ZM164 220V221H165ZM177 220V218H176ZM205 220V219H204ZM210 220L209 216H208V221ZM163 221V223H164ZM198 221V220H197ZM201 221V220H200ZM7 222V221H6ZM204 223V221H203ZM202 223V224H203ZM6 224V223H5ZM146 224V225H147ZM169 224V222H168ZM196 224V223H195ZM3 225V224H2ZM167 225V223L165 222V226ZM180 225V224H179ZM183 225V224H182ZM164 226V227H165ZM169 226V225H168ZM167 226V227H168ZM178 226V225H177ZM181 226V225H180ZM7 227V226H6ZM166 227V228H167ZM181 228V227H180ZM245 228V227H243ZM246 228H248L246 226ZM251 228V227H250ZM258 228V227H257ZM261 227H259L260 229ZM242 229V228H241ZM258 229V230H259ZM162 230V229H161ZM256 231L253 230V233L257 232V229H255ZM156 231V233H157ZM164 231V230H163ZM183 231V230H182ZM241 231V230H239ZM238 231V232H239ZM243 231V230H242ZM246 231V229L244 230ZM262 231V230H260ZM264 231V230H263ZM143 232V231H142ZM167 232V231H165ZM251 232V230H250ZM172 233V232H171ZM171 233L169 234L167 232V234L171 235ZM237 233V232H236ZM10 234V233H9ZM159 234V233H158ZM239 234V233H238ZM241 234V233H240ZM239 234V235H240ZM264 234V233H263ZM261 234V236L263 235ZM157 235V234H156ZM173 235V233H172ZM242 235V234H241ZM240 235V236H241ZM252 235V234H251ZM238 238V235H236ZM253 236V235H252ZM254 236H256L254 234ZM3 237V236H2ZM8 237V236H7ZM12 238V237H11ZM261 238V237H260ZM139 239V238H138ZM220 239V238H219ZM218 239V240H219ZM222 239V238H221ZM225 241H229L226 240V238H224ZM224 239H222L221 245L222 243H225V241H223ZM233 239V238H232ZM231 239V240H232ZM235 239V237H234ZM110 240V241H111ZM167 240V238H166ZM236 240V239H235ZM231 241L223 244L222 249L218 250L220 247H216L218 246L217 244H215V241L212 242V244L215 246H213L210 242V248L209 244L207 245V247H209L207 249L208 252V257L206 256L205 252L206 249L203 248V250L200 249V251H204V255L206 256V258L201 256V252L199 253V256L202 257V259H200L199 256L195 255H189L188 258H186V260H188V262H185L186 264L193 262L194 260H190L189 258H192L190 256H193V258L195 257V261H199L198 263L196 262V264H242L244 262H247L249 260V252L251 249H256V247H254V242L252 240V238H250V234L246 233L244 235H242V237L237 240V241ZM258 240V239H257ZM113 241V240H112ZM111 241V242H112ZM259 241V240H258ZM104 242V241H103ZM109 241H107L108 243ZM114 242V241H113ZM218 242V241H217ZM220 242H218L220 244ZM256 242V241H255ZM261 242V241H260ZM259 242V243H260ZM263 242V241H262ZM260 244H263V243ZM101 243V242H100ZM119 244V245H120ZM137 244V242H136ZM134 242V245H136ZM257 244V242H256ZM97 245V244H96ZM101 244H98V246H100ZM108 245V244H107ZM141 245V244H140ZM89 246V247H90ZM264 246V245H263ZM96 247V246H93ZM254 247V248H253ZM135 247L132 248V251H134ZM139 248V247H138ZM214 248H218V249H214ZM260 248V247H259ZM88 249V248H87ZM209 249L211 250H215L212 254L209 253ZM89 250V249H88ZM140 250V248H139ZM218 250V251H217ZM128 251V252H129ZM199 251V250H198ZM217 251V252H216ZM256 251V250H255ZM125 252V251H124ZM138 252V251H136ZM206 252V253H207ZM260 252V251H259ZM85 253V252H84ZM140 253V251H139ZM196 255L198 254V252H195ZM193 253V254H195ZM257 254V253H256ZM264 254V251H263ZM131 255V254H130ZM129 255V256H130ZM135 255V252H134ZM140 255V254H139ZM138 255V256H139ZM210 255V256H209ZM127 256V254H126ZM261 256H263L261 254ZM134 257V256H133ZM199 257V258H197ZM255 257V256H254ZM257 257V256H256ZM264 257V256H263ZM136 258V257H134ZM140 258V256H139ZM138 258V259H139ZM192 258V259H193ZM89 259L87 260V263L89 262ZM126 259V258H125ZM133 259V258H132ZM200 259V260H197ZM253 259V258H252ZM258 259V258H257ZM257 259H255V262L257 261ZM190 260V261H189ZM264 260V259H263ZM136 261V259H135ZM183 263V261H182ZM258 263V262H257ZM192 264V263H190ZM195 264V263H194ZM251 264V263H250Z\"/></svg>","mask_w":264,"mask_h":264},{"label":"water","instance_id":"obj_3","mask_svg":"<svg viewBox=\"0 0 264 264\" xmlns=\"http://www.w3.org/2000/svg\"><path fill=\"white\" fill-rule=\"evenodd\" d=\"M255 3V8L257 11V21H260V25H261V20L263 21V14H264V0H254L253 1Z\"/></svg>","mask_w":264,"mask_h":264}]
</instances>
